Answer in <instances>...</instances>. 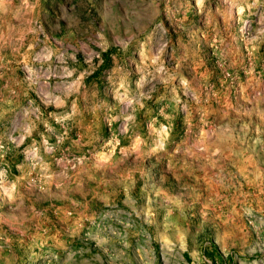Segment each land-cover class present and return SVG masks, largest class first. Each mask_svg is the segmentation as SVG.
Masks as SVG:
<instances>
[{"label":"rangeland","instance_id":"rangeland-1","mask_svg":"<svg viewBox=\"0 0 264 264\" xmlns=\"http://www.w3.org/2000/svg\"><path fill=\"white\" fill-rule=\"evenodd\" d=\"M0 264H264V0H0Z\"/></svg>","mask_w":264,"mask_h":264}]
</instances>
